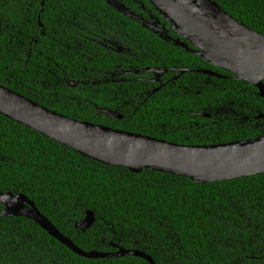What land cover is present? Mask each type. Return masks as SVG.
I'll return each instance as SVG.
<instances>
[{"label": "trees", "instance_id": "obj_1", "mask_svg": "<svg viewBox=\"0 0 264 264\" xmlns=\"http://www.w3.org/2000/svg\"><path fill=\"white\" fill-rule=\"evenodd\" d=\"M43 1V6H32L34 0H0V85L71 119L181 145L264 135V120L257 119L264 114V99L257 88L219 70L229 78L214 80L215 88L205 84V75L190 73L179 87L151 96H141L148 89L137 81L122 82L118 89L112 74L120 69L217 68L105 0ZM118 1L139 17L158 14L148 0ZM213 1L264 35V0ZM34 12L41 15L45 31L39 39ZM105 40L131 54L118 53ZM223 107L231 110L225 109L228 116L216 113ZM99 109L123 118H109ZM7 192L32 200L86 252L124 247L144 251L156 264H264V174L196 184L153 170L133 173L86 158L0 115V193ZM88 210L96 222L83 232L76 225ZM0 264L149 262L133 256L87 259L30 219L0 217Z\"/></svg>", "mask_w": 264, "mask_h": 264}, {"label": "water", "instance_id": "obj_2", "mask_svg": "<svg viewBox=\"0 0 264 264\" xmlns=\"http://www.w3.org/2000/svg\"><path fill=\"white\" fill-rule=\"evenodd\" d=\"M115 10L138 22L165 41L173 42L203 61L258 89L264 99V35L255 32L225 12L213 0H148L171 31L194 44L191 50L180 40H172L158 22L137 16L118 0H105ZM158 73L159 70H148ZM188 70L183 71L185 73ZM196 73L222 76L206 70ZM109 118L119 113L99 109ZM0 115L36 131L82 156L104 165L121 167L133 173L153 170L190 179L196 184H213L264 174V135L243 141L216 145L187 146L134 134L58 114L39 103L0 85ZM201 116L211 118L210 114ZM264 120V114L257 116ZM0 217H24L37 223L53 238L87 259L138 257L156 264L144 251L116 247V252H86L64 236L24 194L0 193ZM96 222L88 210L76 227L85 232Z\"/></svg>", "mask_w": 264, "mask_h": 264}, {"label": "flooded vegetation", "instance_id": "obj_3", "mask_svg": "<svg viewBox=\"0 0 264 264\" xmlns=\"http://www.w3.org/2000/svg\"><path fill=\"white\" fill-rule=\"evenodd\" d=\"M27 3H29V2H27ZM37 4H40L41 6H43L44 5V1L42 0L40 2V0H34L33 5L32 4L31 5L35 6ZM144 12H147V11H145V9H144ZM140 17L144 18V19H146V20H148L150 22H153V23H155V22L160 23L161 27H165L167 29V34L170 36V38L172 40H180L181 42L185 43L188 46L189 49L196 50L194 44L182 39L181 37L176 35L174 32H172L171 31V24L166 22L164 20V18L159 15V13L156 15L154 13L147 12L146 17H144V16H140ZM33 21H34V23L36 22L37 29L39 30V34L37 36L38 39H39L40 36H44L45 35L44 27H43V24L41 22V15L39 13H37V12H34ZM34 42L38 43V40L35 39ZM105 42L107 44H111L112 46L116 47L118 53L124 54V53H128L129 52V55L131 54V50L126 48V47L120 46L119 44L111 42V41H106L105 40ZM170 43H173V42H170ZM180 48L185 50L187 53L198 57L197 55H194L193 53L188 52L183 47H180ZM212 67L217 68V67H215L213 65H212ZM152 69L159 70V72L155 74V73H152V72L148 71V70H152ZM193 69H201V70L211 71V72H214V73L222 76V78H218L216 76H209V75H206V74H202V75H205L207 77L206 80H205V84L207 86H210V87L213 86L215 88L214 80H220L221 81L222 79H228L229 78L228 76L223 75L222 72H225V71H223V70H221L219 68H217V69H213V68L209 69L208 67L193 68V67H175V66L164 67L163 69L158 68V67H153V68H134V67H130V69H120L119 71H116L115 73L112 74L113 75L112 77H113V82L114 83L120 84L118 89H120V87L123 86L122 82L125 83L126 81H137V82L143 84L144 88L148 89L145 92V94H141V96H143V95L151 96V95H154V94L160 92L161 90H163V88H167V87L174 88L175 86H178V83H180L182 76H186L187 74H190V73L201 74V73L194 72ZM185 70H188V71L183 73V71H185ZM219 70H221L222 72L220 73ZM193 79H196L194 81H199L198 76L194 77ZM71 86H73V84H71ZM197 88H199V85L197 86ZM186 90H188V88H186ZM225 109L228 111V114L231 112V110L229 108H226V107H223L220 110H215V111L220 116H223V115H227L228 116V114H223V113L226 112ZM211 112H213V111H211ZM196 115L199 117V116H201V113H196ZM246 121H248V117H245V122Z\"/></svg>", "mask_w": 264, "mask_h": 264}]
</instances>
